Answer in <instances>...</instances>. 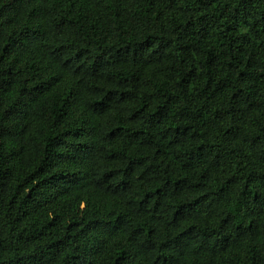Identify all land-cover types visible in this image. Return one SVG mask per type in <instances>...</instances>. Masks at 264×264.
I'll return each instance as SVG.
<instances>
[{
  "label": "trees",
  "instance_id": "16d2710c",
  "mask_svg": "<svg viewBox=\"0 0 264 264\" xmlns=\"http://www.w3.org/2000/svg\"><path fill=\"white\" fill-rule=\"evenodd\" d=\"M0 264H264V0H0Z\"/></svg>",
  "mask_w": 264,
  "mask_h": 264
}]
</instances>
